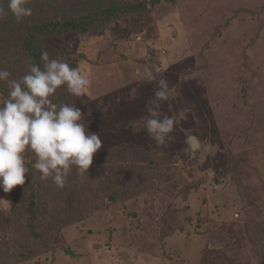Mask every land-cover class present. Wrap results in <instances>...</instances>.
<instances>
[{
  "label": "rangeland",
  "instance_id": "rangeland-1",
  "mask_svg": "<svg viewBox=\"0 0 264 264\" xmlns=\"http://www.w3.org/2000/svg\"><path fill=\"white\" fill-rule=\"evenodd\" d=\"M120 1L152 0H29L31 17L0 18V69L10 77L32 65L25 27L80 19L84 32L38 34L34 46L90 81L80 97L63 91L52 98L81 108V123L102 141L89 171L72 166L62 188L52 177L42 180L35 153L25 151V184L0 190V256L6 241L23 237L36 256L27 264H264V0L163 1L86 21ZM0 7L7 11L8 0ZM145 66L155 81L138 74ZM161 78L170 91L160 118L176 123L158 145L144 125ZM231 83L242 94L224 113ZM194 133L203 148L185 151ZM31 226L55 250L43 254ZM174 233L204 245L198 260L182 256L197 247L166 249Z\"/></svg>",
  "mask_w": 264,
  "mask_h": 264
},
{
  "label": "clouds",
  "instance_id": "clouds-1",
  "mask_svg": "<svg viewBox=\"0 0 264 264\" xmlns=\"http://www.w3.org/2000/svg\"><path fill=\"white\" fill-rule=\"evenodd\" d=\"M29 0H8L7 11L0 7V18L9 14L19 23L31 17L33 11L26 7ZM44 67L32 64L28 73L20 79H10L11 73L0 69V81L6 82L8 98L0 103V190L10 193L26 182L24 153L31 150L37 160L33 167L42 175V180L52 177L58 187H64L72 166L80 174L89 171L94 155L101 150L100 135L86 129L81 123L84 114L74 104H57L50 98L61 86L66 85L70 94L80 97L90 81L81 75L79 67H71L58 59H50L49 53L41 52ZM143 76L147 82L156 77L153 70L145 66ZM153 98L146 102L150 114L145 128L158 145H163L174 131L175 117L160 118L161 101L169 96V83L161 78L157 82ZM185 151L196 153L202 150L201 140L195 135L185 138ZM3 200H0L2 202Z\"/></svg>",
  "mask_w": 264,
  "mask_h": 264
},
{
  "label": "trees",
  "instance_id": "trees-1",
  "mask_svg": "<svg viewBox=\"0 0 264 264\" xmlns=\"http://www.w3.org/2000/svg\"><path fill=\"white\" fill-rule=\"evenodd\" d=\"M163 1L164 2H174V0H152V1H143L139 4H131V3H126V2L120 1L118 3V5L117 4L112 5L111 8L100 9L99 12H93L91 15L89 14L86 21L91 22V24H92V23L99 21V20H103V21H105V19L106 20H112L116 17L121 18L123 16H127L128 14H132V13L138 14L140 12L147 10L149 7V4H151V6H157ZM79 23H80V19L66 20L63 22V24H61L57 20H52V21L44 24L43 29H41L40 31L36 27H32V29L29 27H25V29H24L25 31L22 33V36L26 39V44L28 46L27 49L31 53V64H36L41 69H43V67H44V62L41 63V52L42 51L38 50L37 46H34V43L37 40L38 34H40V35H45V34L46 35H54V34L63 35L67 32L74 31V30H77L79 32H84L85 27H83ZM4 24L5 23H1V26L3 27ZM20 78L21 77H18V76L10 77V79H17V80ZM233 87H234V85H233V83H231V87H230V89H228V93L224 94V102L222 104V109H223L224 113H225V111L230 110L229 109L230 107H232V108L234 107L232 104H235V100H239V97L242 94V93L239 94L238 90H236V89L233 90ZM1 89L6 91L3 94V96H5V99H7L8 95H9L8 85H3L0 81V90ZM204 90H207V89H204ZM63 91H65L67 94H70L67 90L66 85L61 86L60 88H58L57 92L54 94V95L58 96L56 99L59 100V98L62 97ZM70 95H72V94H70ZM203 95L206 96L205 93H203ZM52 100L54 101L55 98H52ZM211 101L212 100H210L208 98V103ZM210 105L216 106L213 103ZM194 135L198 137V133H194ZM247 203H248V209L249 210L252 209L253 203L251 202V200H248ZM28 214H29V218H31V219L35 217L33 201H31V208H30V211L28 212ZM188 217H193V211L192 210L189 213ZM28 233L33 236V239H34V237L36 238L35 244L38 246V248H40V247L42 248L43 251H41V252L43 254L44 253L48 254V251L55 250V246L53 244H49V243H47V241H45V242L41 241V239L43 238L44 235L42 236L41 233H39L38 231H35L34 227L31 226L29 228ZM185 235L183 234V236L181 235L179 238L178 234L174 233L171 237H168L166 239V244H165L166 249L170 250L171 248H176V247H180V246L181 247L187 246L188 248L190 246L193 249L197 247L198 251H193V253H188L185 250V251H183L182 256L185 259H188L191 261L193 260L192 258H194V260H198L199 255L203 254L204 245L201 243H197L196 245L195 244L194 245L186 244L187 240H186ZM178 240H180V242H181L180 244L178 243ZM15 241H16V243H15ZM15 241H13V242H11L9 240L6 241V243L4 245L5 248L1 249L5 253L3 254V256H0V264H23V263L27 264L28 262L36 259V256L33 252V249L30 248L31 247L30 245L29 246L27 245L28 242H26L23 237L22 238L19 237V238L15 239ZM177 249H179V248H177ZM15 251L18 252V255H19L18 257L14 256ZM171 257L174 258L175 256H171Z\"/></svg>",
  "mask_w": 264,
  "mask_h": 264
},
{
  "label": "water",
  "instance_id": "water-1",
  "mask_svg": "<svg viewBox=\"0 0 264 264\" xmlns=\"http://www.w3.org/2000/svg\"><path fill=\"white\" fill-rule=\"evenodd\" d=\"M69 252L71 253V250H69Z\"/></svg>",
  "mask_w": 264,
  "mask_h": 264
}]
</instances>
